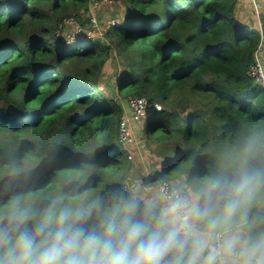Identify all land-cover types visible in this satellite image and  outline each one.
I'll return each instance as SVG.
<instances>
[{"label":"trees","instance_id":"obj_1","mask_svg":"<svg viewBox=\"0 0 264 264\" xmlns=\"http://www.w3.org/2000/svg\"><path fill=\"white\" fill-rule=\"evenodd\" d=\"M112 1L123 17L103 39L67 43L64 19L88 22L90 0H0V210L127 196L118 125L131 97L148 100L160 156L144 182L203 178L246 137L264 140V85L248 74L261 31L237 19L239 0ZM113 57L123 68L101 87Z\"/></svg>","mask_w":264,"mask_h":264},{"label":"clouds","instance_id":"obj_2","mask_svg":"<svg viewBox=\"0 0 264 264\" xmlns=\"http://www.w3.org/2000/svg\"><path fill=\"white\" fill-rule=\"evenodd\" d=\"M262 151L250 135L223 169L137 185L106 205L58 194L36 212L14 199L0 210V264H264Z\"/></svg>","mask_w":264,"mask_h":264},{"label":"rangeland","instance_id":"obj_3","mask_svg":"<svg viewBox=\"0 0 264 264\" xmlns=\"http://www.w3.org/2000/svg\"><path fill=\"white\" fill-rule=\"evenodd\" d=\"M253 2L255 3V6L253 5ZM123 12L124 4L122 1H112L111 3L99 8L89 7L88 14L90 15V18L88 19V22L80 24L76 20L70 23H64L63 21L62 30L59 34L67 39V43H71L72 41L82 38L88 39L89 37L90 39H103L105 31L110 25L109 23L112 19H114L115 22L120 21L123 17ZM85 15L88 16L87 14ZM90 19H94V24L90 21ZM237 19L248 26L256 25V23L259 24L261 31V47L258 49L257 56L259 61L262 63L259 54L262 55V59L264 60V53H259V51L263 48L262 46L264 43V0H239ZM75 24H78L81 27V33L75 32ZM262 65L264 67L263 63ZM111 66L112 72L108 74L106 73L105 76L99 80L101 87H104L107 83L112 82L114 77L123 68L122 62L116 57L112 58ZM149 111L145 117L150 115ZM145 121V118H143L138 123L134 124L132 128L133 141L125 144V148L127 149L129 159L131 161V166L127 171V177L123 186L127 192L136 188L137 185H139L142 189H151L158 183L152 181L144 182V178H155L154 174L156 173L160 163L157 145L154 142L151 143L149 137L144 132ZM173 181L175 180H171L170 182ZM145 194L148 193L146 192Z\"/></svg>","mask_w":264,"mask_h":264},{"label":"built area","instance_id":"obj_4","mask_svg":"<svg viewBox=\"0 0 264 264\" xmlns=\"http://www.w3.org/2000/svg\"><path fill=\"white\" fill-rule=\"evenodd\" d=\"M111 2L112 0H90V8H99ZM72 21L74 20L70 17L64 19V23H70ZM90 21L94 24V19H90ZM114 21L115 20L112 19L110 23L114 24ZM75 27V32L81 33V27L78 24H75ZM82 40L85 39L83 38ZM260 46L261 43L259 44V47ZM248 74L253 77L255 81L264 85V67L259 61L257 54L255 57V62L251 64L248 69ZM155 108L156 110H161L162 106L156 103ZM148 110L149 103L146 97L139 96L129 98L128 103L124 108V112L120 117L118 125V134L121 142L127 144L133 141L132 128L134 124L138 123L141 119L145 118L148 113Z\"/></svg>","mask_w":264,"mask_h":264},{"label":"crops","instance_id":"obj_5","mask_svg":"<svg viewBox=\"0 0 264 264\" xmlns=\"http://www.w3.org/2000/svg\"><path fill=\"white\" fill-rule=\"evenodd\" d=\"M254 6H255V4H254ZM239 10V3H238V5H237V11ZM248 16H250V15H248ZM263 48H261L262 49V51H261V49H260V51H259V53L261 52V53H264V43H263V46H262ZM260 55V58H261V60H262V63L264 64V60L262 59V55L261 54H259Z\"/></svg>","mask_w":264,"mask_h":264}]
</instances>
